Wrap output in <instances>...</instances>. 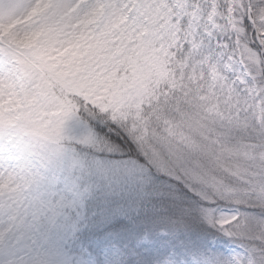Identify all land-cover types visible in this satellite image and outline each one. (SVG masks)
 I'll return each mask as SVG.
<instances>
[{
  "label": "snow or ice",
  "instance_id": "1",
  "mask_svg": "<svg viewBox=\"0 0 264 264\" xmlns=\"http://www.w3.org/2000/svg\"><path fill=\"white\" fill-rule=\"evenodd\" d=\"M0 264H264V0H0Z\"/></svg>",
  "mask_w": 264,
  "mask_h": 264
}]
</instances>
